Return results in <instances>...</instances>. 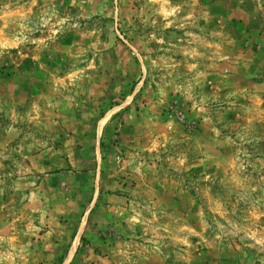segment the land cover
<instances>
[{
  "label": "rangeland",
  "instance_id": "rangeland-1",
  "mask_svg": "<svg viewBox=\"0 0 264 264\" xmlns=\"http://www.w3.org/2000/svg\"><path fill=\"white\" fill-rule=\"evenodd\" d=\"M0 264H264V0H0Z\"/></svg>",
  "mask_w": 264,
  "mask_h": 264
}]
</instances>
